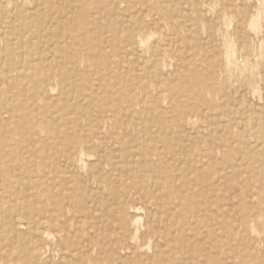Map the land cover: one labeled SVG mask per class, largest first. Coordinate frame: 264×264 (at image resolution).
<instances>
[{
	"label": "bare ground",
	"instance_id": "obj_1",
	"mask_svg": "<svg viewBox=\"0 0 264 264\" xmlns=\"http://www.w3.org/2000/svg\"><path fill=\"white\" fill-rule=\"evenodd\" d=\"M12 3L13 1L4 2L3 0L0 7L3 8ZM121 3L122 0H112L109 4L110 12L116 20L107 23H101L95 19L93 21V18L85 15L87 11L84 7L80 11L82 15H76L78 10L76 8L74 11L71 10L73 12L71 15H48L49 22L56 23L57 32L45 30L46 33L42 36L45 46L43 53L37 57V61L43 67L34 74L31 86L23 87L24 91L12 90L21 83L22 80H20L17 84L11 83V87L6 84L8 87H4L5 94L0 92V115L4 113L9 117L12 115L17 118L15 133L9 131V134H6L7 142L5 141L7 146L0 148V159L5 158L8 166L7 174L3 177L4 192L0 195V216H2L3 208H7L4 217L7 219V229L15 233V236H19V234L24 235L27 232L17 228V217L28 220L31 213H35L44 218L46 227L51 228L52 226L53 234L57 238L55 249L42 241L30 248H24L30 264H50V260L42 261L49 251H53L58 257L59 264H162L164 261L167 262L166 264L168 262L179 264V257L184 255L187 257L190 252H188L187 245L191 239H194V234L187 235L178 232V234L172 233L173 235L164 237L162 246L171 247L168 255L165 253L161 255L163 250L156 238L160 233L163 234L168 229V224L171 225L172 222L168 217H165L163 219L164 228H154L151 223H147L141 229L142 225L140 226L138 223L139 215H133L131 211L134 214L146 211L148 207L145 199L148 197L152 198V205H164L168 202L171 191L181 190L178 182L173 181L177 176V172L176 175L174 173L175 170L178 169V176L184 177L195 167L187 163L178 168H171L168 161L172 155L184 152L188 157L192 154L191 161L197 163V156L215 157L218 147L216 148L214 143H208V141L206 149L200 147V144L195 145V141H192V137L189 135L190 132L184 131L187 124L196 122L195 116L192 117L190 114L175 115L171 124L167 121L162 128L153 127L154 121L151 125L137 122L133 116L136 113L134 110L137 103L133 99L132 91L141 86L138 82L139 76L134 70L133 72L130 69L125 70L123 64L124 62H133L135 66H139L144 61L136 51L142 43L143 30L149 24L145 17H149L150 14L142 15L143 18L138 17L130 22L124 12L120 10ZM146 11L149 12L147 9ZM155 11L159 12L157 8ZM75 12L76 14H74ZM165 16L170 17V15ZM77 17L81 18L77 25L71 24L69 19ZM95 22H98L100 29L101 27L111 29L116 34L108 38L104 35L102 43L113 45V47L119 45V52L116 55L119 59L114 64L109 58L110 55L105 56L93 70L85 67L82 71L76 67L78 52L76 55L74 53L81 46H87L80 35L85 36L91 33ZM154 23L153 21L150 25ZM62 31L76 36L75 42H66V39L60 35ZM65 35L69 36V34ZM120 44L123 45V48ZM94 50L96 52L97 49ZM146 53L150 58L152 57L149 65L151 68L163 70L172 67L173 58H175L172 53L167 55L171 61L166 59L158 47L146 50ZM122 54L126 55L122 56ZM72 57L76 60L73 61ZM121 63L123 64L121 65ZM102 67L106 69L107 73L101 71ZM114 67L129 74V83L122 91L110 88L104 82L106 76L111 78L110 73ZM173 75L178 77L177 72ZM179 79H181L180 76ZM169 87L173 94H180L178 101L183 102L189 111L201 115L202 126H206V129L211 127L210 130H212L216 125V120L212 119L211 113L207 112L214 111V107L209 106L206 112L199 103H194V105L188 103L186 100L190 98L188 85L180 88L178 84L172 82ZM203 88L208 93H211L213 89L208 84H204ZM179 90L182 93H179ZM126 93H129L130 96H127ZM173 105L174 103H172ZM220 122V120L217 121V126L221 124ZM38 126L43 127L46 133L44 137L39 136L36 130ZM261 126L263 130H261ZM248 136L252 140L247 138L248 141H246L245 135L238 136V143L245 145L237 157L243 164L247 162V159L257 158L254 160L264 167V113L261 117L250 119ZM49 139H51V143L48 142ZM125 141L128 144L127 147L132 148L131 152L124 146ZM115 146L117 147L115 148ZM104 150H108L106 158L113 160V171H117V168H121L120 166L123 165V169L130 175V178L136 180L134 186H128V189L131 191H135L136 188L142 190L143 195H140L138 199L128 193L130 190H126V196L119 200H109V196H107L108 200L104 204L99 203L96 198L78 197V193H76L78 184L74 183L71 186L74 182L72 179L73 177L81 179L83 184H85V180L83 181V176L74 164H85L84 159L90 154L96 155L99 160V154ZM177 157L180 158L179 155ZM237 165L233 163L229 172L214 171L215 177L209 176L204 181L201 188L207 194V201L199 204V207L206 208L216 201L219 208L224 207L227 204V199L224 195H217L216 191L224 193L228 191L231 195L235 191L241 194L249 192L250 194L244 198L247 205L245 223L239 227L244 232L247 229L255 232L259 230L260 224H264V168L257 167V172L263 173L260 177L242 178L238 176L241 171L236 168ZM95 167L99 169L98 164ZM247 169L243 168L242 172L249 173L250 171ZM57 173H62V176ZM48 174L50 176H47ZM160 175L163 176L159 177ZM150 177L155 179L152 185L156 189L166 185L163 187L165 188L163 198H158L153 190H149L148 180ZM164 177L165 179L170 177V180L164 179L165 181H163ZM222 179L223 182H221ZM256 181L260 186L255 184ZM117 182L118 184L123 183L122 180ZM255 189L259 190L255 192ZM132 219L133 221H131ZM132 223L134 229L131 230ZM183 223L187 224L186 220H183ZM216 226L221 228L219 224ZM189 230L192 229L189 228ZM238 232L239 228L233 227L230 235H235ZM28 233L29 235L21 240H14L12 244L17 247L25 246L29 241L27 238H37L33 231H28ZM51 233L46 229L44 231V234L49 236H52ZM227 234L228 230H223L222 236L227 238L229 236H226ZM211 243L209 245H212ZM261 244L264 247V238H250L253 253ZM145 245L147 249L151 250L150 252L149 250L141 252L140 249H144ZM210 249L204 250L208 252L207 254L213 253L215 250V248Z\"/></svg>",
	"mask_w": 264,
	"mask_h": 264
},
{
	"label": "rangeland",
	"instance_id": "obj_2",
	"mask_svg": "<svg viewBox=\"0 0 264 264\" xmlns=\"http://www.w3.org/2000/svg\"><path fill=\"white\" fill-rule=\"evenodd\" d=\"M9 1H13V3L3 8L0 7V81H2L0 92L3 94H5L6 89L4 87L6 84L11 87V83L17 84L20 80H22L21 83L17 84L12 89L13 91L21 92L24 91L23 87H30L34 74L43 67L37 61L39 54L44 51L45 44L42 42V36L46 33L45 30L57 32L56 23L49 22L48 15H71L73 13L71 10L74 11L75 8L78 10L76 11L77 14L76 12L74 14L82 15L80 11L84 7L87 11L85 15L93 18V21L95 19V21L107 23L116 20L109 8L112 0ZM2 3L3 0H0V4ZM156 8L159 12L155 11ZM120 10L124 12L130 22L138 17L143 18L142 15L150 14L149 17H145L149 24L142 33L143 45L141 43L136 51L144 61L139 66H135L133 62L121 63L125 70L130 69L132 72L134 70L139 76L138 82L141 86L132 91L133 99L137 103L134 110L136 113L133 114L137 122L151 125L154 121L153 127L162 128L167 121L171 124L175 115L190 114L192 117L195 116L196 122L187 124L184 131L190 132L189 135L192 137V141H195V145L200 144V147L206 149L208 145L206 142L208 141V143H214L216 148L218 147L215 157L200 155L197 156V163L191 161L192 154L188 157L184 152L172 155L168 161L171 168H178L187 163L195 167L184 177L178 176V169L175 170L174 173L176 175L177 172L179 179L176 176L173 181L178 182L181 190L178 192L171 191L169 200L164 205L154 206L152 205V198L148 197L145 199L148 207L146 211L135 214L131 211V213L139 215L138 223L143 226L141 229L147 223H151L154 228L160 229L164 225L163 219L165 217H168L172 222L171 225H166L168 229L156 238L163 250L161 255L164 253L168 255L171 247L162 246L163 239L167 235L172 233L175 235L178 232L187 235L194 234V239H191L187 245L188 252L190 251L189 254L187 253L189 257L185 255L179 257V264H264V247L262 244L256 248L255 253L251 251L253 246L250 245L251 237L264 238V224H260L259 230L255 232L250 229L244 232L239 227L245 223L247 205L244 198L250 194L249 192L241 194L235 191L231 195L228 191L227 193L216 191L217 195L226 197L227 204L224 207L219 208L217 201L206 208L199 207V204L207 201V194L202 190L201 185L209 176L215 177L214 171L229 172L231 165L235 163L238 164L236 168L241 171L238 176L242 178L247 176L260 177L263 174L257 172V167H263L254 160L257 158L247 159V162L243 164L237 157L245 145L239 144L237 138L239 135H245L246 141L252 140L248 136L250 119L261 117L264 113V0H122ZM90 13L91 15H89ZM165 15H170V17ZM78 20L80 21L81 18L69 19L74 25H77ZM153 21L155 23L150 25ZM97 23L95 22L91 33L85 36L80 35L87 46H81L74 53L76 55L78 52V57H76L78 58V65L76 67L79 70L83 71L85 67L93 70L96 64L99 65L98 63L103 61V57L109 55L114 64L118 62L119 58L116 55L119 52V45L113 47V45L102 43L104 35L108 38L116 34L111 29L103 27L100 29ZM65 34H69V36ZM60 35L66 39V42L74 43L76 40V36L68 32L62 31ZM172 35H174L173 38ZM120 45L123 48V45ZM153 47H158L166 59L168 58L167 55L173 54L175 58H173L172 67L160 70L149 66L152 57H149L146 50H151ZM95 48L97 49L96 52H94ZM124 55L126 54H122V56ZM76 58L72 57L73 61ZM101 71L107 73L104 67ZM174 71L177 72L178 77L173 75L175 74ZM187 74L188 76H186ZM110 77L106 76L104 82L117 91H122L125 85L129 83V74L120 68H112ZM172 82L178 84L180 88L189 86L190 98L186 99L188 103L193 105L199 103L206 112L209 106L214 107V111L209 110L207 112L211 113V118L216 120V125L212 130H210L211 127L206 129V126H202L200 114L189 111L183 102L178 101L180 94H173L169 87ZM204 84L213 87L211 93L203 88ZM126 95L130 96L129 93ZM172 100L174 101L172 102ZM172 103H174L173 106ZM5 115L4 113L0 115V148L7 146L6 134H9V131L14 134L16 130L17 118L12 117V115L10 117ZM218 120L221 121V124L217 126ZM260 128L263 130L262 126ZM36 130L40 137L45 136L43 127L38 126ZM48 142L51 143V139ZM124 143V146L127 147V142ZM127 148L131 152L132 148ZM107 151L104 150L99 154V160L96 155L90 154L85 157V164H74L83 176V181L85 180V184H83L81 179L75 177L72 179L74 182L71 186L74 183L78 184L76 190L78 197L96 198L99 203L104 204L108 200L107 196H109V200H119L126 196V190H130L128 193L138 199L140 195H143L142 190L136 187L135 191L128 189V186H134L136 180L130 178V175L123 169V165L120 166L121 168H117V171H113V160L106 158ZM178 155L180 158L177 157ZM93 164H98L99 169ZM243 168H248L247 171L250 172H242ZM7 169L6 159H0V195L4 192L3 177L7 174ZM98 170L100 171L98 172ZM57 174L62 176V173ZM161 176L163 175L159 177ZM118 179L122 180L123 183L118 184ZM164 179L165 177L162 178L163 181L170 180V177ZM154 180V178H149V190H153L158 198H163L165 195V188L163 187L166 185L156 189L152 185ZM223 181L222 179L221 182ZM255 184L260 186L257 181ZM258 190L255 189V192ZM3 209L2 216H0V264H30L24 248L35 246L37 242L42 241L49 247L56 248L57 238L53 234L52 226L51 228L46 227L44 218L35 213H31L28 220L17 217V228L27 233L15 236V233L7 229V219L4 218L7 208ZM183 220H186L187 224H184ZM217 224L221 228H217ZM233 227H238L239 232L230 235ZM45 229L52 232V236L44 234ZM130 229H134L133 223ZM223 230H228L226 236H229L227 238L222 236ZM28 231L36 233L37 238H27L29 241L25 246L19 245L17 247L12 244L14 240H21L29 235ZM205 241L207 243H204ZM211 241L214 242L211 243ZM215 242L216 245H214ZM210 243L213 246L209 245ZM209 248H215L213 253L207 254L208 252H205L204 249ZM140 250L145 252L149 249L145 245L144 249ZM52 252L49 251L42 261L50 260V264H59L58 257ZM166 263L164 261L162 264Z\"/></svg>",
	"mask_w": 264,
	"mask_h": 264
}]
</instances>
